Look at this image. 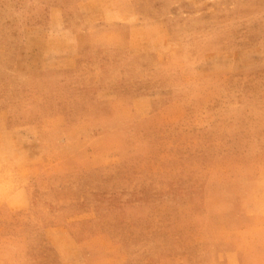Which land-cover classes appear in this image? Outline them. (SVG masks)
I'll return each instance as SVG.
<instances>
[{
  "label": "rangeland",
  "instance_id": "rangeland-1",
  "mask_svg": "<svg viewBox=\"0 0 264 264\" xmlns=\"http://www.w3.org/2000/svg\"><path fill=\"white\" fill-rule=\"evenodd\" d=\"M123 1L129 11L151 9V0ZM75 13V0H0V264H86L83 254L96 250L105 264L120 253L115 264H252L235 255L249 249L250 232L232 179L224 178L234 167L214 166V156L221 137L264 132V33L239 26L225 102L159 121L152 116L164 101L135 97L152 88L136 86L127 67L116 66L125 50L117 51L111 33H63ZM43 68L55 69L62 98L95 92L102 120L144 119L146 140L117 146L110 143L127 135L108 133L102 166L66 177L18 169L12 151L44 125V107L29 102ZM53 137L45 129L42 139ZM257 163L243 170L264 176V160Z\"/></svg>",
  "mask_w": 264,
  "mask_h": 264
},
{
  "label": "crops",
  "instance_id": "crops-1",
  "mask_svg": "<svg viewBox=\"0 0 264 264\" xmlns=\"http://www.w3.org/2000/svg\"><path fill=\"white\" fill-rule=\"evenodd\" d=\"M75 1L76 13L65 22L63 33L99 32L106 33V38L111 33L117 51L125 50L117 55L122 60L116 66H126L136 86L152 88L144 94L134 93L135 97L149 98L151 104L164 101L152 116L159 121L182 111L202 114L225 102L238 65L239 26L248 24L264 33V0H151L147 12L126 10L123 0L112 6L104 0ZM259 45L264 47V35ZM36 76V90L29 102L44 107V125L38 126L33 139L12 151L18 169L39 166L50 178L66 177L100 168L106 156L101 146L109 144V134L127 135L126 140L110 143L117 146L121 142L135 148L146 140L144 119L112 125L102 120L95 92L62 98L54 68H43ZM45 129L56 135L50 143L42 139ZM259 160H264V132L221 137L214 156V166L234 167L224 178L232 179L245 230L250 232L249 249L245 246L235 255L252 264H264V176L246 174L250 168H243L251 162L258 166ZM92 230L82 239L87 246L93 243ZM94 248L99 249L97 244ZM24 251L21 248V256ZM101 254L96 250L83 255L86 264H105ZM120 254L106 264L123 260Z\"/></svg>",
  "mask_w": 264,
  "mask_h": 264
}]
</instances>
